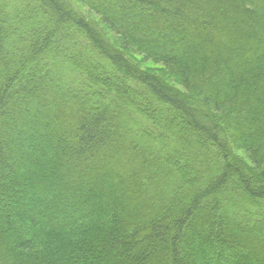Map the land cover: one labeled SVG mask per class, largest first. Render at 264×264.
I'll list each match as a JSON object with an SVG mask.
<instances>
[{
	"label": "trees",
	"instance_id": "1",
	"mask_svg": "<svg viewBox=\"0 0 264 264\" xmlns=\"http://www.w3.org/2000/svg\"><path fill=\"white\" fill-rule=\"evenodd\" d=\"M77 1L0 0V264H264V0Z\"/></svg>",
	"mask_w": 264,
	"mask_h": 264
},
{
	"label": "rangeland",
	"instance_id": "2",
	"mask_svg": "<svg viewBox=\"0 0 264 264\" xmlns=\"http://www.w3.org/2000/svg\"><path fill=\"white\" fill-rule=\"evenodd\" d=\"M73 4L78 8V10L87 20L94 24L104 27L101 23L100 17L97 14L93 13L91 10H89L86 6H84L77 0H73ZM106 32L109 40L113 42L118 48H120L124 52H127L129 56H131V58L138 63L140 68L148 70L149 72L159 76L172 87L180 91L186 92L184 87L179 84V78L178 75L174 73L175 69L173 66H163L159 61H156L153 58H146L143 60L142 55L137 53L135 49L131 48L130 46L123 45L122 42L118 39V37H116L109 31Z\"/></svg>",
	"mask_w": 264,
	"mask_h": 264
}]
</instances>
